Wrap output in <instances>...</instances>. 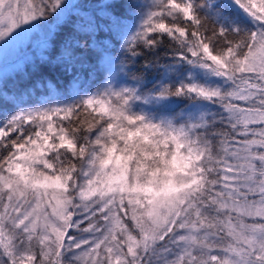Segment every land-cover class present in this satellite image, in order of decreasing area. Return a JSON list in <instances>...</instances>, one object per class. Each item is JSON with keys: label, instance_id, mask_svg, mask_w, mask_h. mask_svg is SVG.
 Returning <instances> with one entry per match:
<instances>
[{"label": "snow or ice", "instance_id": "1", "mask_svg": "<svg viewBox=\"0 0 264 264\" xmlns=\"http://www.w3.org/2000/svg\"><path fill=\"white\" fill-rule=\"evenodd\" d=\"M0 264H264V0H0Z\"/></svg>", "mask_w": 264, "mask_h": 264}, {"label": "rangeland", "instance_id": "2", "mask_svg": "<svg viewBox=\"0 0 264 264\" xmlns=\"http://www.w3.org/2000/svg\"><path fill=\"white\" fill-rule=\"evenodd\" d=\"M16 55L13 54L12 56H10L9 58V62L5 68V65L0 64V75L5 74V72L7 73V75L15 77L16 76V71L14 69V63L16 62Z\"/></svg>", "mask_w": 264, "mask_h": 264}]
</instances>
